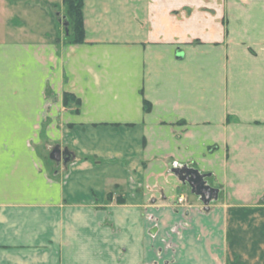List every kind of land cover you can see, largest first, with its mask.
<instances>
[{"label": "crops", "instance_id": "0c3cea01", "mask_svg": "<svg viewBox=\"0 0 264 264\" xmlns=\"http://www.w3.org/2000/svg\"><path fill=\"white\" fill-rule=\"evenodd\" d=\"M15 1L53 26L25 40L0 0V264H264V0H84L81 43L51 0ZM184 167L209 205L175 203ZM111 180L172 203L95 207Z\"/></svg>", "mask_w": 264, "mask_h": 264}, {"label": "rangeland", "instance_id": "374dc122", "mask_svg": "<svg viewBox=\"0 0 264 264\" xmlns=\"http://www.w3.org/2000/svg\"><path fill=\"white\" fill-rule=\"evenodd\" d=\"M26 2L28 0H25ZM24 4H28L25 3ZM43 2H45L46 0H41ZM52 1V5H54V8L56 7L58 11H60L61 16L64 17V22L65 25L63 26L62 24L60 25V29H61V34L62 36L66 37L65 35L68 34V37L72 38L74 36L73 34V29H72V22L70 20V17L68 16V7L65 5L64 0H51ZM17 2L15 0H10V4H12L13 7V18L11 21V25L13 27L18 25V22L16 20L19 19L20 21V29L22 28L23 30H25V34H24V39L28 40V39H34L37 38L40 39V36H44V33L46 32V30H51L50 27L53 26L51 20L48 18V15L46 14V12H44L42 9H36L34 8V10L30 9L28 14H23L24 12V8H20L19 6H15ZM25 6V5H23ZM8 17V14L6 16V18ZM19 17V18H18ZM70 22V23H69ZM4 28L2 29V26L0 24V38L4 36V32L3 30L8 28L7 25H3ZM6 27V28H5ZM17 28V27H16ZM13 28V29H16ZM67 28V31H66ZM7 30V29H6ZM8 31V30H7ZM15 32H18V30L16 29ZM7 37L8 34H6ZM29 41V40H28ZM202 42V40H193L190 41L189 43L191 44H196ZM72 104L75 105V103L72 102ZM71 104V106H72ZM56 144V142H49L47 141V139L45 138L44 141L39 142L38 144H36V149L38 150V153L40 154V156L43 158L44 162H45V168H47L49 175L51 176V178H56L59 179L60 177L65 178L66 177V171L64 173H61V171L58 172L57 175H55V167L53 166L55 161L52 160L49 156L50 151L52 150V148L54 147V145ZM60 144V143H59ZM61 145V144H60ZM215 147L210 148V150H213ZM170 173V172H168ZM167 173V175H168ZM55 175V176H54ZM205 180H209L208 176L206 175L204 177ZM63 180V179H61ZM211 182V180H210ZM152 186V185H151ZM149 186L146 189L149 188V191L145 190V186H143L142 183H135V182H131V180H123V181H115V180H111L109 185H108V192L106 193L104 198L101 197H96L93 199L94 205L97 208H102V209H110L113 207L115 208H126L128 210H132L133 208H135V206H138V203H136L135 197L139 194V195H144V202L140 203L142 204L141 206H152L153 203H155V201H164L166 203H172L169 201V198H167V196L164 199H159L158 197H160V195H156V198L152 199V196H155L153 194V191H155L156 188H163L164 186L160 185V187L155 186ZM147 191V192H145ZM178 193L180 194L179 196H177L178 198H176L177 200L180 197H184V201L183 202H175L176 204H184V206L186 207H204L205 203L202 200L201 196L194 193L192 191L191 186L186 182H182L180 181V184L178 186ZM185 196H184V195ZM151 196V197H150ZM175 199V200H176ZM174 201V200H173ZM161 203V202H160ZM144 204V205H143ZM99 205V206H98ZM147 217H149V215H146ZM111 217V216H109ZM130 222H133L132 217L129 220ZM0 247H2V245L0 244ZM114 247V248H113ZM110 249H112V251L110 250V256H119L122 255V250L121 247L118 246V248H116L117 246H113ZM125 249H129V247L126 245ZM115 251V252H114ZM112 253V254H111ZM117 253V255H116ZM126 256V255H125ZM126 259H130V257L126 256ZM109 264H118L115 259L110 258L109 260Z\"/></svg>", "mask_w": 264, "mask_h": 264}, {"label": "water", "instance_id": "95a60500", "mask_svg": "<svg viewBox=\"0 0 264 264\" xmlns=\"http://www.w3.org/2000/svg\"><path fill=\"white\" fill-rule=\"evenodd\" d=\"M51 158L58 163L64 162L65 164H68L72 160V155L68 150L62 151L56 147L51 153ZM174 172L183 182H187L191 186L194 193L201 196L205 205H209L212 199L217 197L218 189H214L208 185L204 179L205 175L200 174L198 170L184 167L175 168Z\"/></svg>", "mask_w": 264, "mask_h": 264}, {"label": "trees", "instance_id": "16d2710c", "mask_svg": "<svg viewBox=\"0 0 264 264\" xmlns=\"http://www.w3.org/2000/svg\"><path fill=\"white\" fill-rule=\"evenodd\" d=\"M65 5L68 7V16L72 22V29L74 36L71 38V42L73 43H81L85 38L84 31V16H83V5L84 0H64ZM70 23V22H69ZM73 103L78 105L79 100L72 94L66 93L64 95V104L69 106ZM145 110H151V103L145 101Z\"/></svg>", "mask_w": 264, "mask_h": 264}, {"label": "built area", "instance_id": "2783aa9c", "mask_svg": "<svg viewBox=\"0 0 264 264\" xmlns=\"http://www.w3.org/2000/svg\"><path fill=\"white\" fill-rule=\"evenodd\" d=\"M184 201V197H180L179 199H178V202H183Z\"/></svg>", "mask_w": 264, "mask_h": 264}]
</instances>
